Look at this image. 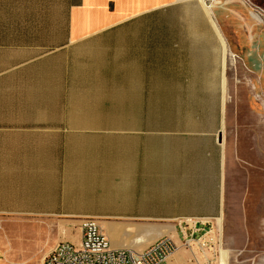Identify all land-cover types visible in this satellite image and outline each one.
Wrapping results in <instances>:
<instances>
[{
    "label": "crops",
    "instance_id": "0c3cea01",
    "mask_svg": "<svg viewBox=\"0 0 264 264\" xmlns=\"http://www.w3.org/2000/svg\"><path fill=\"white\" fill-rule=\"evenodd\" d=\"M235 62L264 99V0H0V216L76 222L43 257L86 218L136 251L222 220L227 130L264 156Z\"/></svg>",
    "mask_w": 264,
    "mask_h": 264
},
{
    "label": "rangeland",
    "instance_id": "374dc122",
    "mask_svg": "<svg viewBox=\"0 0 264 264\" xmlns=\"http://www.w3.org/2000/svg\"><path fill=\"white\" fill-rule=\"evenodd\" d=\"M240 69L235 62L234 88L228 93L234 117L245 116L249 100L262 102L263 107L259 106L257 110L264 116L263 97L254 93ZM227 131L233 150L228 165L226 216L196 229L190 240L191 249L185 243L191 235L185 238L180 231L179 237H170L177 250L162 264H205L207 259L210 264H223L221 261L224 260H220L222 250H229L228 264H264V156L252 155L243 147L247 138L242 135L241 125H233ZM75 223L61 218L0 216V259L37 264L44 254L39 252L42 248L40 240L74 236L77 233ZM202 243L206 245L202 246Z\"/></svg>",
    "mask_w": 264,
    "mask_h": 264
},
{
    "label": "built area",
    "instance_id": "2783aa9c",
    "mask_svg": "<svg viewBox=\"0 0 264 264\" xmlns=\"http://www.w3.org/2000/svg\"><path fill=\"white\" fill-rule=\"evenodd\" d=\"M186 225H188L186 223ZM181 233L190 246L194 230L187 233L186 227H180ZM79 242L59 241L43 257V264H162L167 262L177 250V246L168 236H162L141 251L131 248H115L100 223L93 218L81 221ZM202 243V246H205ZM191 249V246H190ZM0 264H15L2 262ZM205 264H210L209 259Z\"/></svg>",
    "mask_w": 264,
    "mask_h": 264
},
{
    "label": "bare ground",
    "instance_id": "6f19581e",
    "mask_svg": "<svg viewBox=\"0 0 264 264\" xmlns=\"http://www.w3.org/2000/svg\"><path fill=\"white\" fill-rule=\"evenodd\" d=\"M198 241V240H197ZM189 243H192V241H189ZM221 259L220 260H224V261H221L223 264H226L225 262H226V258H227V252H226V250H222L221 251ZM220 264V263H219Z\"/></svg>",
    "mask_w": 264,
    "mask_h": 264
}]
</instances>
